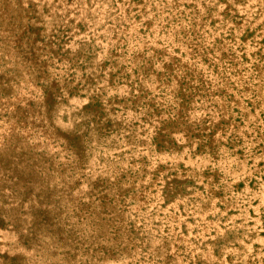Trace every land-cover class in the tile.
<instances>
[{"label":"bare ground","instance_id":"6f19581e","mask_svg":"<svg viewBox=\"0 0 264 264\" xmlns=\"http://www.w3.org/2000/svg\"><path fill=\"white\" fill-rule=\"evenodd\" d=\"M118 1V5L113 6L112 0H0V59L4 56L17 68L11 76L7 74V81L6 76L0 77V162L4 160V165L0 163L3 165L0 168V208L5 210L11 206L6 209L7 214L15 217H11L12 228L6 229L9 232L0 229L1 249L8 252L23 241V237L29 239L28 247L20 250L27 259L25 261L29 260L28 264H107V261L113 264L120 259L121 264H128L139 251L138 257L143 255L145 258L143 245L147 247L144 248L149 262L142 259L143 264H182V258H185V264H192L188 259L196 252L194 256L201 260L198 263L192 258L194 264H264V0H140L134 4L131 0ZM127 6L137 7L146 25L144 30L140 23L125 17ZM30 7L36 14V19L31 22L42 25L43 32L48 33L47 39L58 25L69 27L68 34L72 38L65 48L72 58L89 43L93 46L87 62L85 97L75 92L69 94V86L68 93L62 92L64 100L56 93L57 99L47 105L37 92L36 107H30L29 113H24L21 103L18 106V101L23 100L19 98L25 93L22 87L27 84L34 89L36 83L29 80L31 72L23 66L13 47L14 43L21 42L14 37L13 31H24ZM111 44L127 45L129 48H125L122 56L125 60L128 57V61L131 58L134 67L129 65L130 76L119 83L115 82L113 70L121 66L105 63L110 57ZM127 50L131 53L127 54ZM222 63L227 65L223 67ZM240 68H244L242 73ZM120 69L122 71V67ZM67 82L63 81L61 85L67 87ZM55 90L56 87H50L53 93ZM24 98L28 99L27 94ZM91 98L100 100L101 113L95 112L98 109L86 108L85 103ZM17 109L18 115L24 113L28 121L36 119L39 131L47 138H53H48L50 142L58 141L59 137L66 139L63 133L75 135L77 148L72 154L75 161H61V164L59 144L51 142L48 145L49 141L38 130L32 135L38 132L42 147L38 148L32 141L33 145L28 143L32 136L26 137L34 131L35 124L30 125L32 121L27 123L22 117L27 121L23 126V120L20 123L17 117ZM18 122L28 132L25 137ZM106 123L112 133L105 135L104 132L107 137L100 143L98 131H105ZM31 145L38 149H32ZM10 155L16 157L14 159L19 156L23 164L14 161ZM107 155L114 159L107 161ZM128 155H144L151 165L143 168L136 164L138 171L133 174L127 162L124 163V156ZM118 161L123 162L119 168L122 167L127 179L105 190L113 195L106 203L100 205L85 200L84 206H90V209L85 213L86 220H80L77 226L73 219L74 216L78 218L79 213L72 208L83 203L82 194L86 199L87 192L92 191L94 181L91 180L96 177L91 168L98 166L102 173L110 172L106 174L110 176L111 169L118 167ZM42 162L45 164H42V173L46 172L43 175L34 169L37 166L40 169L42 165L38 163ZM160 162L173 169V173L151 171L153 165ZM81 164L85 168H80ZM45 167L50 169L46 171ZM81 169H85L84 172L91 170L93 179L88 173L90 177L84 180H88V184L76 186L75 181L82 178L79 177ZM160 175L162 185L158 190L154 177ZM75 177L79 179L74 181ZM152 183L156 191L150 190ZM190 183L200 191L203 186V189L207 188L206 194L188 190ZM187 192L194 196L191 198ZM183 193L190 197L191 204L186 200L183 202L185 197L179 196ZM166 197L165 209L161 206V211L158 209L153 213L154 218L151 217L149 209L158 208L157 202ZM173 205L179 208L175 206L172 209L176 210L172 211ZM180 208L184 212L177 211ZM229 208L233 215L229 214ZM9 209L13 214L8 213ZM162 214L167 215L168 221L162 222L168 229L161 223L164 231L169 230L165 238L148 234L150 238L145 239L135 234L133 226L145 234L149 233V227L155 229L154 221ZM224 216L226 218L220 221ZM180 221L184 222L178 230L180 227L176 225L179 226ZM73 226L81 227V232ZM114 226L115 233L111 229ZM212 230L219 234V239L216 238L219 244L214 242L216 236ZM189 233L199 238L194 241L202 243L201 248L190 244L193 240ZM208 236L212 241L209 239V242ZM133 238L136 245L131 242L128 246L129 239ZM114 241H122L121 246L125 249L117 250ZM72 242L83 243L85 252L81 255ZM99 242L112 250L102 253ZM137 243L141 245L137 246ZM179 243L184 244L186 251L190 249L187 260L185 252L182 257L180 255L183 250L177 247ZM147 252L153 254V258L157 255L163 262L157 258L153 262V255L149 258ZM17 254H14L15 260L21 259L22 256ZM4 257L0 264H6ZM18 264H22L21 261Z\"/></svg>","mask_w":264,"mask_h":264},{"label":"rangeland","instance_id":"374dc122","mask_svg":"<svg viewBox=\"0 0 264 264\" xmlns=\"http://www.w3.org/2000/svg\"><path fill=\"white\" fill-rule=\"evenodd\" d=\"M132 2H133V4L134 3H136L137 1H140V0H131ZM118 0H112V3H113V6H117L118 5ZM130 4H131V2H130ZM128 8H127V10H126V15H125V17L127 18V19H129V18H132L133 20H135L136 22H138V23H140V27L142 28L141 30H144L145 28H146V25H145V22L143 21V19H141V17H140V15H139V12L137 11V7H130V6H127ZM130 7V8H129ZM27 13H28V19L26 20V22H25V28L23 29L24 31L23 32H20V33H18V31L17 30H14L13 31V35H14V37L15 38H19L20 40H21V42H19V43H14V49L16 50V52L19 54V56H20V60L22 61V63H23V66H26L30 71L29 72H31V74L29 73V75H28V78H29V80H32V81H35V83H36V89L34 90L32 87L30 88V87H28V86H26L27 84H25L24 85V88L22 87V89H23V93H24V96L27 94V96H28V99L27 98H24V96H22L21 98H19L20 100H22V102L21 101H18V106H19V103H21V105H25V106H23V108L21 107V105H20V108H21V110L23 109V112L24 113H29V108L30 109H34L35 107H36V105H37V103H38V100H35V99H37V92H38V96L40 95V97H42V99H43V102H44V104L46 103L47 105H51V103H52V101H54L55 99H57V97H55V95H56V93H58V97L59 98H61L62 100H64V96H63V90L64 91H66L67 93H68V87L70 86V89H69V94H73V92H75V93H77V95L78 96H80V97H85L84 96V88H85V86H86V83H87V80H86V76H87V65H88V59H90V55H91V50H92V46H93V44H91V43H89L85 48H87V49H82V50H79V52L77 53L78 54V56H76L75 58H72L71 56H70V54L68 53L69 52V50H68V48H65V47H67L66 46V43L67 42H69V41H71V34L69 33L68 34V31H70V29H69V27L67 26V25H63V24H61V25H58L53 31H52V35L50 36L49 35V38L47 39L46 38V36L45 35H48V33H44L43 32V30H42V25L41 24H35V23H33V22H31V21H34L35 19H36V14L32 11V7H30V10L29 11H27ZM122 14V13H121ZM123 15V14H122ZM67 31V32H66ZM44 34V35H43ZM88 38V37H87ZM90 41L92 40L91 38H88ZM86 40V39H85ZM33 41V42H32ZM87 41V40H86ZM41 44H42V46H41ZM36 45V46H35ZM112 45V44H111ZM48 47V48H47ZM125 48H129L127 45H124V44H122V45H118V44H116V45H112L111 46V52L113 53V55L111 54V52H110V57H107L106 59H105V63H106V65L107 66H114L115 64H118V65H120L121 67H122V71H121V67H118V68H116V69H118L117 71H116V69L115 70H113V76H114V79H115V77H116V83H119V82H121L122 80H124V79H126L128 76H130V74H131V66H132V64H131V58L129 59V61H128V57H126L127 59L125 60V58L123 59V57L124 56H122V55H124V51H125ZM63 49V50H62ZM128 51H130V50H127L126 51V53L128 54V53H131V51L130 52H128ZM25 53V54H24ZM206 57V56H205ZM208 57V56H207ZM206 57V58H207ZM51 59V60H50ZM55 59V60H54ZM224 59V58H223ZM49 60V61H48ZM54 60V61H53ZM57 60V61H56ZM63 60V61H62ZM30 61V62H29ZM51 61V62H50ZM63 62H65V63H67L68 65L67 66H64V64H63ZM62 64L61 66H60V64ZM223 63H224V61H223ZM222 63V64H223ZM226 63V62H225ZM224 63V64H225ZM59 64V65H58ZM223 64V67L224 66H226V65H224ZM7 65V66H6ZM129 65H131V66H129ZM228 66H229V64H228ZM42 67V68H41ZM133 67V66H132ZM4 68V69H3ZM134 68V67H133ZM16 67L14 66V65H12L11 63H9V60H6L5 59V57L3 56L1 59H0V77H2V76H6V81H7V79H9V78H7V74H9L10 76H11V74H13L15 71H16ZM74 69V70H73ZM244 70V68H240V72L242 73V71ZM58 70H59V72H60V74H59V72H58ZM242 70V71H241ZM77 71V72H76ZM53 72V73H52ZM61 72H62V74H61ZM33 73L35 74V76L33 77ZM80 73V74H79ZM6 74V75H5ZM67 75V76H66ZM75 75H77V76H75ZM10 76H8V77H10ZM77 78V79H76ZM42 79V80H41ZM63 81H68L67 82V87L65 86V87H63L62 85H61V82H63ZM73 82V83H72ZM58 84V85H57ZM39 86V87H38ZM51 86H53V87H56V90L54 91V93L52 92V91H50V87ZM38 87V88H37ZM63 87V88H62ZM28 88H30V89H28ZM28 89V90H27ZM39 90V91H38ZM35 91V92H34ZM48 91H50V92H48ZM22 92V91H21ZM41 92V93H40ZM18 93H20V92H18ZM18 93H16V94H18ZM29 93H31V94H29ZM29 94V95H28ZM50 94H51V96H50ZM21 95H22V93H21ZM20 95V96H21ZM43 95V96H42ZM17 96V95H16ZM29 96H31V97H29ZM18 97H19V95H18ZM30 98V99H29ZM24 99H26V101L24 100ZM27 103V107H26V103ZM24 103V104H23ZM100 100L99 99H97V98H94V99H89L86 103H85V105H86V108L88 109V110H93V109H98V110H96L95 112H97V113H101L102 112V108H101V105H100ZM16 105H17V103H16ZM16 108H18L19 109V107H16ZM18 109H17V115H18ZM24 113H21L20 115H18L17 117H18V119H19V121H20V123H22L21 122V119L23 120V118H26L25 116H24ZM35 113H37V112H35ZM23 117V118H22ZM34 118V117H33ZM26 120H27V118H26ZM25 119L23 120V122H24V125L23 126H25V122H27ZM36 120V119H35ZM35 120L33 119V121L32 120H29L27 123H29V122H31L32 121V124H30V125H34L36 122H35ZM34 122V123H33ZM108 122H109V120H108ZM111 122V121H110ZM19 123V122H18ZM19 123V124H20ZM20 126H22L21 124L19 125V127ZM36 126V128H34ZM35 126L33 127V129H34V131L31 133H29V135L27 134L28 132L27 131H25L22 127H20V130L21 129H23L24 130V132H23V137H25V134L26 135H28V137H26L27 139H29L31 136V140L29 139V142H28V140H26L28 143H32V142H35L34 143V145H38L37 147L38 148H41L42 147V145H40V144H43L42 143V141H41V143L39 142L40 141V137H39V135H37L38 134V132H40L39 131V128H38V126H37V124H35ZM107 127H109V124L108 123H106V128ZM153 127H155V129H154V131L156 130V127H157V125L156 126H153ZM105 128V129H106ZM22 130V131H23ZM38 130V132L37 133H35L36 135L35 136H33L34 135V132H36ZM26 132V133H25ZM100 132V133H99ZM104 132H105V135H110V133H112V130H110V129H106L105 131H98V142H102L103 143V141L105 140V138L107 137V136H105L104 135ZM41 133V132H40ZM31 134V135H30ZM33 134V135H32ZM43 133H41V135H42ZM44 135V134H43ZM42 135V136H43ZM63 136H65V138L67 139H61L60 140V137L58 138V141H56V142H52V143H54V145L57 143V146H58V144H59V146L60 147H63L61 150H59L60 149V147L58 146V159L60 160V163L62 164V162L63 161H71L72 163L75 161L74 160V158H73V156H72V154L74 155V151L76 150V148H77V144H76V142H75V139H73V137H75V135H71V136H69V135H67L66 133H63L62 134ZM41 136V137H42ZM45 137H46V135H44ZM49 136V135H48ZM51 136V135H50ZM69 136V137H68ZM111 136H114V135H112L111 134ZM110 136V137H111ZM38 137L39 139H36V138ZM84 137H86V131H84ZM33 138H34V141H33ZM47 138V137H46ZM49 138V137H48ZM48 138H47V141H49V140H52L53 138L52 137H50L49 138V140H48ZM52 138V139H51ZM77 138V137H76ZM111 138H113V137H111ZM122 137H121V135H119V137H118V140H120ZM35 139H36V141H37V143H36V141H35ZM44 139V138H43ZM114 139V138H113ZM42 140V139H41ZM25 141V142H26ZM32 141V142H31ZM54 141V140H53ZM39 142V143H38ZM45 142H46V140H44V144H45ZM50 142V141H49ZM49 142H47L48 143V145L49 144H51V142L49 143ZM65 142V143H64ZM46 143V144H47ZM164 143V142H163ZM32 145H33V143H32ZM31 145V147H32V149H33V147H34V149H38L37 147H35V146H32ZM53 145V144H52ZM41 146V147H40ZM64 150V151H63ZM38 151V150H37ZM65 152H67V153H65ZM60 154H61V156H60ZM68 155V156H67ZM14 156H16V155H14ZM44 156V155H43ZM65 156V157H64ZM99 156H101L102 157V155H99ZM10 157H12V159L15 161V160H17V162H19V161H21L20 159H19V156H17V159H14V158H16V157H13L12 155H10ZM107 157H108V159H107V161L108 160H111V159H114V156L112 157V155H107ZM116 157V156H115ZM131 157V158H130ZM136 157V158H135ZM133 156V155H128L127 157H125L124 156V158H126V161H125V159H123V161H125L124 163H126L127 162V164H128V168H129V170H130V172L131 173H133V174H136V171H138V169H137V167L138 166H143V168H145L146 166H149V165H151V164H149L148 162H150V160H148V158H146V157H144V155H137V156ZM137 157H139V158H137ZM121 160V159H120ZM128 160V161H127ZM4 161V160H3ZM3 161H1L0 163L1 164H3L4 165V162ZM62 161V162H61ZM3 162V163H2ZM136 162V163H135ZM157 162H158V160H157ZM156 161H155V164L157 163ZM6 163H8V162H6ZM5 163V164H6ZM19 163H21V164H23L22 163V161L21 162H19ZM25 163V162H24ZM59 163V165H61ZM118 163H119V161H118ZM123 162L121 161V163H119V164H117L118 165V167H117V165H116V169H111V173L112 174H110V176H108V175H106L107 173L109 174L110 172H106V174H104V172L102 173V171H101V169H100V167H98V166H95L96 168V172L98 171V173H96L94 170L95 169H92L91 168V170H92V172H94V174L93 175H95V177H96V179L94 180L93 178H92V175H91V170L90 171H88L87 169V173L86 172H84V170L85 169H81L80 170V172H81V174H80V176L79 177H81L82 176V178H80L81 180H86L87 178H89L90 176H91V178L93 179V180H91L92 182L94 181V184L92 185V191H89V192H87L88 194H89V196H88V194H87V197H86V199L84 198V196H85V194H82V198H83V203L82 204H80V205H78L77 206V208H76V206H74L72 209H73V211H76V210H78V213H79V219L78 218H76V216H74V218L75 219H73V221H75V223L77 224V226H78V223L80 222V220L83 222V220L85 221L86 220V218H87V215L85 214L86 212H88L89 210L88 209H90V206H84V204H85V200H88V201H90L91 203H93V202H97L98 204H104V203H106L108 200H110L111 199V196H113L112 194H110V193H107V191H105V190H107V188L108 187H112V186H114V184L115 183H117V182H120V181H125L126 179H127V176H126V173L123 171V169H121V168H119V165H121ZM130 163V164H129ZM1 164H0V168H2V166H1ZM38 164H40V165H44L45 166V164H44V162H42V163H38ZM136 164H137V167H135L136 166ZM27 164H25V166H26ZM40 166L41 168L39 169L38 168V166L37 165H35V166H37L36 168H34L35 170H39V171H41V173H42V170H43V167L44 166ZM51 165V164H50ZM82 166H80V168H85L83 165L84 164H81ZM123 165V164H122ZM121 165V166H122ZM133 165V166H132ZM9 168H10V166L9 165H7ZM49 166V165H48ZM14 167V165L11 167V168H13ZM27 167V166H26ZM25 167V168H26ZM61 167V166H60ZM135 167V168H134ZM153 167L154 168H151L150 170L151 171H154V172H156V173H161L162 172V170H165V172H169V171H172L171 173H173V169H170V168H168L167 166H166V164L165 163H163V162H160V163H158L156 166H154L153 165ZM182 167V166H181ZM46 168V167H45ZM44 168V169H45ZM48 168V167H47ZM45 169L46 171H48L50 168H48V169ZM93 168H94V166H93ZM97 168H99L98 170H97ZM154 169V170H153ZM9 170H11V169H9ZM62 172H65L66 170H64V169H60ZM167 170V171H166ZM72 171V170H71ZM70 171V172H71ZM115 171H117V172H115ZM115 174H114V173ZM40 173V172H39ZM40 173V174H41ZM44 173H46L45 171L41 174V175H43ZM86 173V174H85ZM88 173H90V176H89V174ZM117 173H119V174H117ZM104 175V176H101V175ZM172 176L173 174H169V176ZM16 176H18V175H16ZM78 176V175H77ZM85 176V177H84ZM164 176H166V175H164ZM108 177H110L111 178V180H110V178H108ZM161 177V178H160ZM160 177L159 178H157V176L156 177H154V183L156 184V186L155 187H159V186H161L162 185V183H161V179H162V175H160ZM76 178H78V177H75L74 178V181H75V179ZM18 179V178H17ZM79 179V178H78ZM79 179V180H80ZM114 179H116V180H114ZM19 180H20V178H19ZM18 180V181H19ZM79 180H76V181H79ZM81 180L77 183L76 181H75V185L76 186H79L80 185V183H87L88 184V182L87 181H82L81 182ZM170 180H171V178H170ZM157 181V182H156ZM160 181V182H159ZM191 182V181H190ZM91 183V182H90ZM90 183H89V185H90ZM193 184V183H192ZM158 185V186H157ZM191 185V183L188 185V186H190ZM195 185V184H194ZM193 185V186H194ZM154 185H153V183L151 184V186H150V190L151 191H156V188H154L153 187ZM193 186H190L189 188L190 189H188V190H194V191H200V190H198V187L197 186H195V187H193ZM151 187H153L152 189H151ZM202 188V187H201ZM203 188H204V186H203ZM201 189V193L200 194H202V195H205L206 193H204L205 192V190H207V188L206 189ZM8 190V189H7ZM158 190H160V187H159V189ZM165 189H163V191H164ZM162 191V192H163ZM193 191V192H194ZM160 192V191H159ZM29 194V193H28ZM187 194H188V192H187ZM187 194H185V193H183L182 195H179L180 197H185V199H184V201L183 202H185V200H186V203L188 202L189 204H191V200H190V197L187 195ZM191 194V193H190ZM29 195H31V194H29ZM33 195H34V193H33ZM32 195V196H33ZM84 195V196H83ZM98 195V196H97ZM161 195V194H160ZM162 195H163V193H162ZM32 196H30L29 198H32ZM35 196V195H34ZM33 196V197H34ZM194 196V195H193ZM192 196V197H193ZM191 197V198H192ZM163 198V197H162ZM167 197H166V199L164 198L163 199V201L161 200L160 202H157V206H158V208H156L155 206H154V209H149V211H148V213H149V215H152L151 217H153V213H155V211H157L158 209L160 210V209H162L163 207H161V206H164V208L163 209H165V206H166V204H167ZM19 199H17V201H18ZM81 201V202H82ZM156 201H158V199L156 200ZM180 201V200H179ZM181 201V202H182ZM20 202V201H19ZM182 202V203H183ZM112 203V202H111ZM159 203H161V204H159ZM187 203V204H188ZM95 204V203H94ZM16 205V207H17V209H19L18 208V203L17 204H15ZM15 205H12L13 207H12V209L15 207ZM23 204L21 203V206H22ZM175 206L176 205H173L172 207H171V210L172 211H175L176 209H172V208H175ZM179 206H181V205H179ZM189 206V205H188ZM191 206V205H190ZM11 206H9V207H6L5 208V210L3 209V208H0V229H2V230H4V231H6V233L7 232H9V230H6V229H10V228H12L11 227V223H12V219H14L15 217H13V215L12 216H10V214L8 215L7 214V211H6V209L8 210V208H10ZM15 207V208H16ZM141 207H144V206H141ZM177 207V206H176ZM182 207V206H181ZM14 208V209H15ZM22 208H24L23 206H22ZM169 208V207H168ZM168 208H166V209H168ZM177 208H179V207H177ZM187 208V207H186ZM192 208V207H191ZM4 211H6V212H4ZM13 209V210H14ZM193 209V208H192ZM230 209V208H229ZM226 210H227V208H226ZM19 211V210H18ZM82 211V212H81ZM161 211V210H160ZM177 211H179V212H184V210L182 209V208H180V209H178ZM191 211H193V213H194V210H191ZM225 211V210H224ZM223 211V212H224ZM262 211L264 212V208H262ZM167 212V211H166ZM226 212V211H225ZM230 213V215H233V210H232V208L230 209V211H229ZM8 213H12L13 214V212H11L10 211V209H9V212ZM15 213L17 214L18 212L16 211V209H15ZM14 213V214H15ZM176 213H178V212H176ZM227 213H228V210H227ZM15 214V215H16ZM165 214H168L169 215V217H171L172 216V214H169V213H165ZM224 214V213H223ZM228 214V215H229ZM264 214V213H263ZM262 214V216L264 217V215ZM191 215H193V214H191ZM226 215V214H225ZM10 216V217H9ZM160 216V217H159ZM156 219H155V221H154V224H155V229H154V224H153V222H152V227H153V229L155 230V232H153L152 230H151V227H149V233H147V234H145V231H141L140 230V228L138 229V227H136L135 228V226H131L132 228H133V230L135 231V234H138V236L139 235H142V236H144L145 237V239L146 238H148L149 236H148V234H150V237H151V235H153L152 237H159V236H161L162 238H165L166 237V235L168 234V232H169V230H168V232H166V231H164V229L161 227V223L163 222V221H166V222H168L166 219H165V217L167 216H164V214H162V215H159ZM9 217V218H8ZM11 217H12V219H11ZM226 217H227V215H226ZM225 216H224V218H222V217H220V221L222 220H224L225 218H226ZM230 218H231V216H229ZM228 217V218H229ZM154 218V217H153ZM158 218H161V219H158ZM168 218V217H167ZM190 218H192V217H190ZM222 218V219H221ZM235 218V217H234ZM91 219V218H90ZM90 219H89V221H90ZM158 219V220H157ZM233 219V218H232ZM79 220V221H78ZM162 220V221H161ZM168 220H170V218L168 219ZM193 220V219H192ZM192 220H190V224H191V222H192ZM234 220V219H233ZM238 220H239V218H238ZM11 221V222H10ZM72 221V222H73ZM88 221V222H89ZM153 221V220H152ZM219 221V222H220ZM235 221V220H234ZM181 222H184V221H180V223ZM74 223V222H73ZM91 223H92V220H91ZM156 223H158V225L156 224ZM222 224H224L223 222H221ZM220 223V224H221ZM235 223V225H236V222H234ZM168 224V223H167ZM75 225V224H74ZM79 225H80V223H79ZM150 225V224H149ZM180 225H181V227H182V223L181 224H179V226H177L176 225V227H180ZM74 227V229H76V231L77 232H81L80 230V228L81 227ZM129 226V227H130ZM162 226H166L165 225V223L163 224L162 223ZM168 226V225H167ZM166 226V227H167ZM183 226H184V223H183ZM209 226V225H208ZM207 226V227H208ZM213 226V228L212 229H215V226L214 225H211V227ZM237 226V225H236ZM239 226V225H238ZM128 227V228H129ZM139 227H141V229H144V230H148V229H145V227H142V226H140L139 225ZM181 227L180 228H178V230H180L181 229ZM189 227H191V226H189ZM127 228V227H126ZM161 228H162V230H161ZM165 228V227H164ZM209 228V227H208ZM240 228V227H239ZM80 229V230H79ZM112 229V231L115 233V229H116V226H114V227H112L111 228ZM167 229H168V227H167ZM176 229V228H175ZM190 229V228H189ZM196 231H197V228L195 227L194 228ZM193 228H192V230H194ZM166 230V229H165ZM178 230H177V233H178ZM191 230V231H192ZM206 230H207V228H206ZM209 230H211V228H209ZM241 230V229H240ZM239 229L237 230V231H240ZM130 231H131V228H130ZM134 231H132V232H134ZM157 231V232H156ZM212 231H214V230H212ZM125 232V231H124ZM123 232V233H124ZM190 232V231H189ZM193 232V231H192ZM208 232H210V231H208ZM208 232H205V233H208ZM216 231H214V232H211V233H213V234H215L214 236H216L215 238L213 237V239H214V242L216 241V243H218L219 244V242L220 241H217L216 240V238H217V235H219L218 233H215ZM241 232V231H240ZM262 232H264V231H262ZM5 233V234H6ZM176 233V234H177ZM185 233H188V230H186V232ZM197 233V232H196ZM125 234H127V233H124V235ZM129 234V233H128ZM128 234L126 235V236H128ZM165 234V235H164ZM174 234V233H173ZM190 234V233H189ZM198 234V233H197ZM213 234H211L212 236H213ZM222 234V233H221ZM220 234V235H221ZM0 235H1V233H0ZM123 235V236H124ZM130 235V234H129ZM169 235V234H168ZM191 236H192V238L193 237H195V238H191V243L190 244H192V245H194V246H198V245H200V248H201V244L202 243H198V241H194V240H198V239H196V235H192V234H190ZM207 235V234H206ZM208 235H209V233H208ZM210 235V236H211ZM223 235V234H222ZM25 236V235H24ZM126 236H124V237H126ZM133 236H135V235H133ZM137 236V235H136ZM137 236V237H138ZM198 237H199V235H197ZM210 236H208V240L210 239L211 240V238L212 237H210ZM1 237V236H0ZM20 237H21V235H20ZM20 237H18L19 239H22V238H20ZM82 237H86V238H88V236H83L82 235ZM144 237H142V239H143V243L145 244L146 242H144L145 240H144ZM149 237V238H150ZM220 237V236H219ZM78 238H81V237H78ZM129 238H130V236H129ZM148 238V239H149ZM137 239V238H136ZM217 239H219V238H217ZM0 240H1V238H0ZM125 240V239H124ZM127 240V239H126ZM125 240V241H126ZM134 240V238L130 241V239H129V243L127 244L126 242H124V243H126L128 246H130L129 244L132 242ZM139 240H140V238H139ZM210 240H209V242H210ZM224 240V239H223ZM20 240H18V242H19ZM137 241V240H136ZM135 241V242H136ZM212 241V240H211ZM21 242H23V244L21 243ZM21 242H19V243H17V245H16V247H12V248H10V251L8 250V252H7V250L6 249H1V247H2V245H1V243H0V256L3 258L4 257V254L3 253H5L6 254V256L4 257V259L6 260V264H18V263H20V261H21V263L23 264H25V263H27L28 264V262H29V260L28 261H25V260H27L25 257V259L23 258V254H21L22 252V250H25V248H26V246L30 243L29 242V239H24V237H23V241H21ZM116 242H118L119 243V245H116L117 243ZM122 241H114V245L116 246L115 248L117 249V250H123V246H121V245H123L122 243H121ZM213 242V243H214ZM132 243H134V242H132ZM132 243H131V245H132ZM142 243V240H141V244H143ZM72 244H74V242H72ZM79 244V243H78ZM135 244V243H134ZM133 244V245H134ZM140 244V243H139ZM139 244L137 243V246H139ZM140 244V245H141ZM179 244H183V243H179ZM179 244L177 245V247H180V249L181 250H183V252L180 254L181 255V257H182V254L184 253V254H186L185 256L187 257L186 258V260L188 259V257L190 256L189 254H190V249L189 250H187L186 251V247H183L184 246V244L183 245H181V246H179ZM190 244H189V246H190ZM218 244H217V247L219 248L220 246H218ZM81 245V244H80ZM80 245H77L76 243L74 244V247H75V249L77 250V251H79V253L82 255L84 252H85V250H84V247H85V245L82 243V245H81V247H80ZM101 244H100V242H99V244H98V247L100 246ZM136 245V244H135ZM134 245V246H135ZM214 246L216 245L215 243L213 244ZM20 246H22V248L20 247ZM82 246H83V248H82ZM101 246H104V247H106V249H104V250H102L103 248L101 247ZM100 246V249H101V252L102 253H104V254H106V252L108 251V250H112L111 248L109 249L108 247V245L106 246L104 243L102 244ZM28 247V246H27ZM125 247H127L126 245H125ZM147 248L146 246H142L141 248H143V250H144V254L146 255L145 256V258H144V256L142 255V258H140V257H138V255H140V254H138V253H135L134 254V257H132V261H125L124 259V261L125 262H127L128 264H143V262H142V259H144L145 260V263H149V262H147L146 260H147V254H146V249L145 248ZM115 248H113V249H115ZM198 248H199V246H198ZM86 249V248H85ZM125 249V248H124ZM214 249V248H213ZM216 249V248H215ZM6 252H5V251ZM14 250V251H13ZM21 250V251H20ZM116 250V251H117ZM139 250H142V249H139ZM114 251V250H113ZM148 251H151V250H148ZM192 251V250H191ZM109 252V251H108ZM193 252V251H192ZM191 252V253H192ZM196 252V251H195ZM2 253V254H1ZM16 253H18V254H20L21 256H22V258H21V256H20V258L22 259V260H24V261H22L21 259H17V260H15L16 258L14 257V254H16ZM148 254H149V252H147ZM151 253H153L152 251H151ZM17 254V255H18ZM141 254H143V251H142V253ZM195 254H197V252L196 253H194L193 254V256L192 257H190L188 260L192 263V264H194L193 262H195V261H193L194 259H192V258H196L195 260L196 261H198V263H199V261L201 260L200 259V257H197V255L196 256H194ZM8 255V256H7ZM150 255V254H149ZM151 255H153V254H151ZM151 255L149 256V258H151ZM179 255V256H180ZM200 256V255H199ZM226 256H228V255H226ZM0 257V260H2V258ZM9 257L11 258V259H9ZM13 257H14V259H13ZM17 258H18V256H16ZM139 258L140 259V261L138 262V260H137V258ZM153 257H155L154 255L152 256V258ZM156 258H157V255H156ZM156 258H153V262H154V259H156ZM160 258V257H159ZM199 258V259H198ZM9 259V260H8ZM125 259H129V258H125ZM129 259V260H130ZM185 259V258H184ZM183 258L182 259H180V260H182V264H185L183 261H185ZM149 260H151L152 261V259H148V261ZM157 260L159 261L160 259H158L157 258ZM157 260H156V262H157ZM3 261V260H2ZM118 261H119V263H118ZM118 261H115L113 264H115V263H117V264H121L122 263V261H121V259L120 260H118ZM160 261H162V259L160 260ZM193 261V262H192ZM121 262V263H120ZM163 262V261H162ZM186 262V261H185ZM109 262L107 261V264H108ZM144 263V264H145ZM150 263H152V262H150ZM104 264H106L105 262H104ZM124 264V263H123ZM152 264H154V263H152ZM157 264H161V262H159V263H157ZM187 264H189V263H187Z\"/></svg>","mask_w":264,"mask_h":264}]
</instances>
